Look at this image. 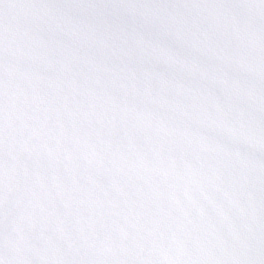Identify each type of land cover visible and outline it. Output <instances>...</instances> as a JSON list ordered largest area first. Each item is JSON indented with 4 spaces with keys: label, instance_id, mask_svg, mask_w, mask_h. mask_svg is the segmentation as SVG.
I'll return each mask as SVG.
<instances>
[{
    "label": "snow or ice",
    "instance_id": "obj_1",
    "mask_svg": "<svg viewBox=\"0 0 264 264\" xmlns=\"http://www.w3.org/2000/svg\"><path fill=\"white\" fill-rule=\"evenodd\" d=\"M0 264H264V0H0Z\"/></svg>",
    "mask_w": 264,
    "mask_h": 264
}]
</instances>
